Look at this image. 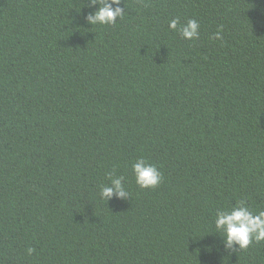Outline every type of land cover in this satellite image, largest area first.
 Here are the masks:
<instances>
[{"label":"trees","instance_id":"1","mask_svg":"<svg viewBox=\"0 0 264 264\" xmlns=\"http://www.w3.org/2000/svg\"><path fill=\"white\" fill-rule=\"evenodd\" d=\"M90 3L0 0V264H264L214 224L264 210V0H122L94 26Z\"/></svg>","mask_w":264,"mask_h":264},{"label":"clouds","instance_id":"2","mask_svg":"<svg viewBox=\"0 0 264 264\" xmlns=\"http://www.w3.org/2000/svg\"><path fill=\"white\" fill-rule=\"evenodd\" d=\"M97 3L100 7L94 12L89 13L87 22L94 25L115 24L117 18H122L125 14L120 7L122 0H91L90 6L94 7ZM115 5L116 7H113ZM179 24L178 19H172L169 27L176 30ZM200 25L195 19H189L180 28V34L188 40L199 37ZM215 39H221L220 32L215 34ZM136 184L142 189L156 188L162 182V175L155 164L140 158L132 165ZM111 183L101 188L100 195L107 202L113 198L127 200L129 194L125 188V178L123 176H112ZM215 229L222 234L225 248L236 250L247 248L253 241H264V210L254 214L244 201H238L236 206L230 210H218L215 217ZM35 250L29 248L28 254L31 255Z\"/></svg>","mask_w":264,"mask_h":264}]
</instances>
